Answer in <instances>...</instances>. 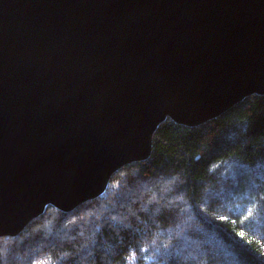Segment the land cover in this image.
Segmentation results:
<instances>
[{"label": "water", "instance_id": "1", "mask_svg": "<svg viewBox=\"0 0 264 264\" xmlns=\"http://www.w3.org/2000/svg\"><path fill=\"white\" fill-rule=\"evenodd\" d=\"M251 95L264 0H0V238Z\"/></svg>", "mask_w": 264, "mask_h": 264}, {"label": "trees", "instance_id": "2", "mask_svg": "<svg viewBox=\"0 0 264 264\" xmlns=\"http://www.w3.org/2000/svg\"><path fill=\"white\" fill-rule=\"evenodd\" d=\"M230 165L251 176L264 212V96L195 127L166 119L149 158L115 172L101 196L49 206L0 238V264H264V221L225 206L230 182L246 177Z\"/></svg>", "mask_w": 264, "mask_h": 264}, {"label": "rangeland", "instance_id": "3", "mask_svg": "<svg viewBox=\"0 0 264 264\" xmlns=\"http://www.w3.org/2000/svg\"><path fill=\"white\" fill-rule=\"evenodd\" d=\"M237 170L239 175L243 173L246 175V177L245 180L230 182L231 186L227 195H231L233 198L231 201L225 203V206L227 204L229 208H234L236 213L240 215L242 219H244L243 221L251 223L256 221L254 223L260 224V222L264 221V212L257 208L258 202L255 199V194H252L254 193V185L250 179L251 176L241 168H238ZM237 170L232 165L227 168V172L231 174L237 173ZM249 187H251L253 190Z\"/></svg>", "mask_w": 264, "mask_h": 264}]
</instances>
